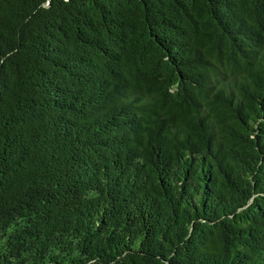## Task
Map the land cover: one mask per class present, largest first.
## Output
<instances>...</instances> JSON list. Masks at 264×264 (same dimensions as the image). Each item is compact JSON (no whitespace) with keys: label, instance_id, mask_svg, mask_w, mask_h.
Wrapping results in <instances>:
<instances>
[{"label":"trees","instance_id":"trees-1","mask_svg":"<svg viewBox=\"0 0 264 264\" xmlns=\"http://www.w3.org/2000/svg\"><path fill=\"white\" fill-rule=\"evenodd\" d=\"M0 264H264V0H0Z\"/></svg>","mask_w":264,"mask_h":264}]
</instances>
